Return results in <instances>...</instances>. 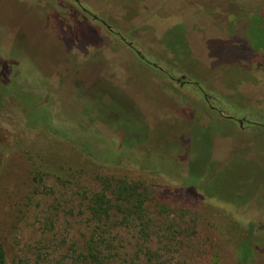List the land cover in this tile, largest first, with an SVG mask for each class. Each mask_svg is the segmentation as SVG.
Segmentation results:
<instances>
[{"label": "rangeland", "instance_id": "374dc122", "mask_svg": "<svg viewBox=\"0 0 264 264\" xmlns=\"http://www.w3.org/2000/svg\"><path fill=\"white\" fill-rule=\"evenodd\" d=\"M119 179L153 191L118 262L264 264V0H0L7 264L75 258Z\"/></svg>", "mask_w": 264, "mask_h": 264}, {"label": "trees", "instance_id": "16d2710c", "mask_svg": "<svg viewBox=\"0 0 264 264\" xmlns=\"http://www.w3.org/2000/svg\"><path fill=\"white\" fill-rule=\"evenodd\" d=\"M18 104L22 109H25V100L18 102ZM24 114L26 115L29 113L27 111L24 112ZM98 172L103 175L106 174L103 169ZM150 188L151 187H148L146 182H127L119 179L115 184L106 182L105 189L87 197L85 199L86 210L89 211L91 222H96L99 224V227L92 230L91 237L75 258H72L69 262H65L64 260L62 263L58 264H122L121 262H118V250L109 242V237L112 234L113 228L111 225L115 224L117 216L121 221L120 224L124 226H127L129 223H137V221H140L139 223L141 224L142 230L141 235L146 234V226L143 224L144 205L147 204L152 195L151 191L153 190ZM215 211L219 217H224V220L226 221V224L220 226L221 233H228L229 242L236 243L241 236L244 222L239 217L233 216L229 210L220 207L219 205L216 206ZM229 214L231 216L229 219H226ZM230 225L232 226L231 229L227 228ZM0 264H7L6 251L1 239ZM142 264L161 263H153L149 258Z\"/></svg>", "mask_w": 264, "mask_h": 264}]
</instances>
